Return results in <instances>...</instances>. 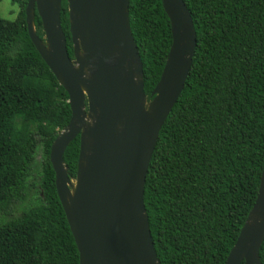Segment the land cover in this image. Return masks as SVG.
Instances as JSON below:
<instances>
[{"label": "trees", "instance_id": "trees-1", "mask_svg": "<svg viewBox=\"0 0 264 264\" xmlns=\"http://www.w3.org/2000/svg\"><path fill=\"white\" fill-rule=\"evenodd\" d=\"M10 1L20 9L13 20L0 16V264H79L49 160L71 116L68 93L29 38L28 0ZM184 2L196 47L159 131L144 206L160 264H224L264 164V0ZM128 13L150 99L171 45L169 19L161 0H129ZM60 19L73 57L66 0ZM34 24L43 39L36 12ZM78 153L77 135L63 153L73 177Z\"/></svg>", "mask_w": 264, "mask_h": 264}, {"label": "water", "instance_id": "water-1", "mask_svg": "<svg viewBox=\"0 0 264 264\" xmlns=\"http://www.w3.org/2000/svg\"><path fill=\"white\" fill-rule=\"evenodd\" d=\"M66 1L73 57L61 26L62 0H28L24 12L29 38L69 97L71 116L51 143L49 160L79 264H160L144 183L159 131L191 67L192 17L184 0H161L172 40L147 101L129 0ZM35 12L43 39L36 32ZM77 135L73 177L63 153ZM263 240L264 164L255 202L224 264H261Z\"/></svg>", "mask_w": 264, "mask_h": 264}, {"label": "rangeland", "instance_id": "rangeland-1", "mask_svg": "<svg viewBox=\"0 0 264 264\" xmlns=\"http://www.w3.org/2000/svg\"><path fill=\"white\" fill-rule=\"evenodd\" d=\"M19 9L20 8L18 4L12 3L10 0H0V16L2 18L9 20L15 19L19 12ZM147 101H149L148 97H147ZM147 104L148 103L146 102V105ZM42 160H43V149L40 146L36 153V158H35L37 170L40 169Z\"/></svg>", "mask_w": 264, "mask_h": 264}]
</instances>
